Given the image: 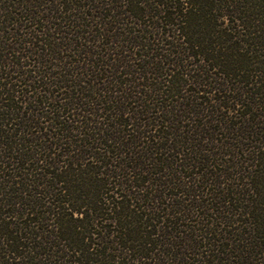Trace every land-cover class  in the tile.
Listing matches in <instances>:
<instances>
[{
    "label": "trees",
    "instance_id": "16d2710c",
    "mask_svg": "<svg viewBox=\"0 0 264 264\" xmlns=\"http://www.w3.org/2000/svg\"><path fill=\"white\" fill-rule=\"evenodd\" d=\"M0 264H264V0H0Z\"/></svg>",
    "mask_w": 264,
    "mask_h": 264
}]
</instances>
